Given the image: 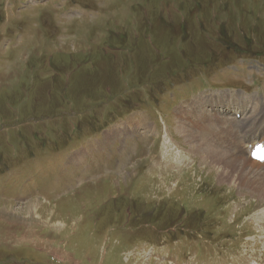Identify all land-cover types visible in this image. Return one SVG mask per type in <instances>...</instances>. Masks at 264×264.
Segmentation results:
<instances>
[{
	"label": "rangeland",
	"instance_id": "374dc122",
	"mask_svg": "<svg viewBox=\"0 0 264 264\" xmlns=\"http://www.w3.org/2000/svg\"><path fill=\"white\" fill-rule=\"evenodd\" d=\"M0 16V264H264V196L175 132L192 103L190 124L247 107L263 126L264 0H0Z\"/></svg>",
	"mask_w": 264,
	"mask_h": 264
},
{
	"label": "bare ground",
	"instance_id": "6f19581e",
	"mask_svg": "<svg viewBox=\"0 0 264 264\" xmlns=\"http://www.w3.org/2000/svg\"><path fill=\"white\" fill-rule=\"evenodd\" d=\"M205 97L207 98L203 101H200V103H203L207 99L219 96ZM242 99L245 102L249 100V98L248 100H245L247 99L246 97H243ZM193 104L194 103H192L189 110H186L185 112H180L178 115H176L178 120V126L176 125L175 132L181 134L187 143L200 144V147L196 152L197 154L202 153V155L198 156H210L212 165L218 166L221 169L220 177L224 182L226 179H233L234 181V178H236L238 181V185L241 186L240 181L242 180L245 184H248V187L245 186L246 188L253 189L256 192H260V194L264 196V139L261 133L262 131L257 132L256 135H253V137H251L252 134H240L239 130L235 129L236 124L230 121V118H232L233 121L234 119H237V111L236 114H233V111L232 114H229V116L224 113L225 115L223 114V118H220V116L216 114L208 113L207 115L201 116L198 120L195 121L197 125L195 123L190 124L191 122H189L190 120H188V118L191 119V109ZM207 106L217 107L215 106V102ZM218 110H221V108H218ZM247 112L248 110L246 107L243 111V114L239 116L241 117V119H239V122L241 124H245L246 120L254 118L255 115H253V111L249 112V114H247ZM228 119L230 126H227L224 130L225 127H223L222 125L226 126ZM212 120L213 124H209L203 127L198 126L204 125L205 122H209ZM198 130L201 131L203 136L197 133ZM240 135L244 136L240 137ZM214 137H219L223 140L230 139V145L213 144L212 139ZM230 146L233 148L234 154L240 155L242 157H233L232 160H230V157L228 158L227 156V150L230 149ZM246 146L252 149V155H250L249 151V154L246 153L248 154V157H244ZM195 148L196 147H191V149Z\"/></svg>",
	"mask_w": 264,
	"mask_h": 264
}]
</instances>
